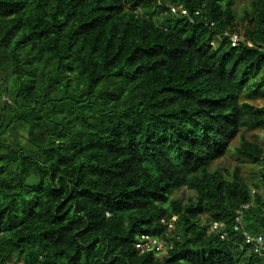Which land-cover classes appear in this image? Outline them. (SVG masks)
<instances>
[{"label":"trees","instance_id":"obj_1","mask_svg":"<svg viewBox=\"0 0 264 264\" xmlns=\"http://www.w3.org/2000/svg\"><path fill=\"white\" fill-rule=\"evenodd\" d=\"M262 99L264 0H0V264H264Z\"/></svg>","mask_w":264,"mask_h":264},{"label":"built area","instance_id":"obj_2","mask_svg":"<svg viewBox=\"0 0 264 264\" xmlns=\"http://www.w3.org/2000/svg\"><path fill=\"white\" fill-rule=\"evenodd\" d=\"M179 10H182V14H186V11L181 7H172L171 11L173 13H177ZM231 41L233 45H236L239 41V37L237 35H233L231 37ZM242 208H247V206H243ZM242 220V211H238V215L236 217V222L238 225L235 227L236 230H239V223ZM176 218H173L172 221L162 220V225L166 228V233H159L157 235H150L145 233H139L137 235V243L136 247L140 251L141 254L144 253H152L155 256L162 257L173 249V231H174V222ZM224 223L214 222L210 225L209 231L215 233L220 236L221 239H224L226 233L224 231ZM245 242L247 245L254 250L260 257L264 259V238L262 236H252L247 233L244 234Z\"/></svg>","mask_w":264,"mask_h":264},{"label":"rangeland","instance_id":"obj_3","mask_svg":"<svg viewBox=\"0 0 264 264\" xmlns=\"http://www.w3.org/2000/svg\"><path fill=\"white\" fill-rule=\"evenodd\" d=\"M245 5H246V1H242L238 3L237 9L241 10V8H243ZM254 104L258 106H264V99L257 100L254 102ZM246 136L250 138L251 140L258 141L262 145L264 144V132L263 131H254V132L246 133ZM234 145H238V140L234 142ZM215 164L227 167L231 170H234L238 166L240 167V174L243 175L244 177H249L254 172L253 168L249 164L239 161L238 158L232 154L227 155L223 159L217 161ZM193 195H194V192L186 188L182 189L181 191L177 193V196L184 197L185 201L187 197H190ZM10 264H19V263H15L13 261V262H10Z\"/></svg>","mask_w":264,"mask_h":264}]
</instances>
